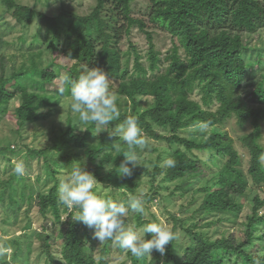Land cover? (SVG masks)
<instances>
[{
  "label": "trees",
  "instance_id": "obj_1",
  "mask_svg": "<svg viewBox=\"0 0 264 264\" xmlns=\"http://www.w3.org/2000/svg\"><path fill=\"white\" fill-rule=\"evenodd\" d=\"M129 1L97 0L96 7L89 15L63 14L72 21L83 24L81 31L68 42L64 50V54L73 60V64L66 68V74L75 78L79 75L81 67L88 65L100 68L117 81L116 97L124 102L129 101L131 108L129 113H120L119 119L107 127L112 130L127 117L135 116L143 134L154 140L173 144L175 148L170 159L174 161V165L168 164L165 168L166 180L181 179L185 184L198 176L200 163L190 154L194 150H209L221 159V165L213 175L212 184L199 188L203 196L198 209L204 213H228L238 209V203L230 202L229 195L241 196L247 188L245 177L238 168L240 156L233 146L232 138L225 133H210L202 142H194L180 136L179 131L195 129L200 132L201 124L213 127L230 117H234L239 126L250 123L252 129L243 138L250 153L247 172L252 183L259 188V193L252 198V211L244 224L243 239L239 240L230 234L211 240L192 229L183 228L190 236V244L183 248L180 256L173 240L166 246L163 255L153 250L150 259L147 256L138 259L129 252L130 263L225 264L226 257L242 256L246 264H264L262 259L252 261L246 252V247L253 239L255 227L264 225V196L260 194L264 193V165L261 161L264 157V147L257 142L264 123V83L258 82L252 91L256 105L246 103L239 94L248 69L253 63L246 59L248 47L243 35L253 34L264 28V0H146L149 19L158 23L159 28L169 34L172 41L163 71H159L160 60L154 50L152 34L146 28L143 18L130 14ZM3 2L20 24L39 18L53 23L55 36L58 34L54 18L44 16L13 0ZM107 3L110 4V15L105 18L101 12ZM117 19L122 21L120 25H117ZM132 26L145 34L149 48L146 64H143L141 56L135 53L130 70L128 60L125 64L122 62L118 42L120 36L127 33ZM55 36L48 42L46 49L27 52L24 62L10 74L5 73V63L0 55V112H4L8 103L16 98L18 104L14 109V116L22 125L47 118L52 110L49 108L45 113H41V106L51 107V99L62 97L58 92L55 96H50L49 93L29 88L30 74H39L44 82H51L59 75V66H56L54 61L44 65L42 60L47 49H54ZM256 61L260 63V59ZM195 90L198 91V99L192 98ZM63 96L70 97L67 92ZM139 96L152 98V105L143 112L136 111L135 99ZM154 126L166 128L169 133L161 134ZM92 128L94 125H91ZM91 129L89 127L80 134L76 132L73 124H69L60 135L59 146L69 145L80 149L93 165L94 175L101 183L122 189L131 196L137 195L139 172L133 168L130 176L118 174L119 165L124 160L123 153L128 150L127 145H119L120 150L117 152L112 147L113 140L119 139L117 136L113 137L109 133L90 140ZM0 154H4L5 160L10 162V157L2 149ZM28 154L36 157L42 152L32 149ZM45 165L51 173H55L47 160ZM16 177L11 173L0 181L1 201L11 204L16 200ZM18 178L24 181V176ZM182 186L181 184L178 187ZM57 193L58 182H54L46 192H38L35 197L32 193L26 195L23 192L21 199L36 205L44 224L60 223L67 208L58 202ZM148 198L149 196H146V199ZM133 217L138 226L150 222L143 220L142 215L138 213H134ZM171 219L177 222V218L171 216ZM42 228L44 229V226ZM172 229L175 232L176 226ZM87 230L83 223L73 220L72 217L59 229L57 233L60 239L61 264H107L106 256L111 241L105 242L98 258H95L88 247L92 244ZM35 235L40 241V246L48 251L49 236L44 234V231L36 232ZM146 237L150 238V234H146ZM19 243V240L13 241L16 247L11 258H6L0 247V264H16L15 255Z\"/></svg>",
  "mask_w": 264,
  "mask_h": 264
},
{
  "label": "rangeland",
  "instance_id": "obj_2",
  "mask_svg": "<svg viewBox=\"0 0 264 264\" xmlns=\"http://www.w3.org/2000/svg\"><path fill=\"white\" fill-rule=\"evenodd\" d=\"M15 3L27 6L30 9L44 16L54 18L58 26V34L55 36V26L51 22H46L39 18H33L29 23L20 24L12 16V11L7 9L3 0H0V55H2L5 73L10 74L17 69L23 62L24 56L29 51L46 49L48 42L53 40L54 49H47L43 54V64H51V60L59 66V75L51 82L41 80L39 74H30L29 88L34 91L46 92L50 96H55L57 86L61 77L66 74V68L73 64L65 54L67 44L73 40L83 24L72 21L64 13H71L77 16L89 15L96 7L97 0H13ZM106 4L101 14L108 18L110 12ZM130 14L135 17L143 18L146 28L152 34L154 50L157 52L160 60L159 71H163L167 62L166 55L172 47V41L169 34L159 28L158 23L149 19V6L146 0H130ZM122 23L117 19V25ZM244 42L247 44L246 59L251 61L246 80L239 91L245 102L256 105L257 102L252 96V91L258 84L264 83V28L258 29L253 34H244ZM118 48L122 55V62L128 60V67L132 70V63L135 53L141 56V61L146 64V55L149 48L145 34L137 27H130L127 33L120 36ZM52 50V51H51ZM183 55V50L180 51ZM260 59V63H257ZM54 67V66H53ZM117 81L110 79V90L116 95L115 89ZM192 98L198 99V91L192 93ZM70 97L62 96L51 99L52 105L41 106L39 111L45 113L51 109L49 116L35 123L22 125L14 116V109L18 100L13 98L7 105L4 112H0V149L10 157V162L5 160V155L0 154V181L6 179L11 173L17 161L23 160L26 166L24 181L18 180L15 184L14 203L9 204L7 201L0 200V247L2 254L6 258H11L15 251L14 240H19V248L16 253V264H61L60 263V239L58 231L63 228L65 223L70 219L75 211L69 214L67 209L62 214L60 223L47 222L38 213L36 205L30 204L28 200H22V193L26 195L32 193V196L38 192H46L54 182H58V188L61 179L70 170L71 164L83 163L86 161V167L95 174V169L87 160L80 149L65 145L60 147V135L69 124L75 126L74 117L70 111ZM136 111L143 112L152 105L151 97H136ZM117 104L120 113H129L131 103L117 98ZM76 132L82 134L85 130H80L78 126ZM80 127H90L91 125L81 124ZM161 134L167 135L168 129L154 126ZM252 126L246 123L239 126L234 117L226 119L222 124L207 127L204 131L195 129H183L179 135L194 142H202L210 133L227 134L233 140V146L240 156L238 168L245 177L247 188L243 195H229L230 202L238 203L239 207L234 212L228 213H204L198 209L202 200V192L199 188L203 185L212 184L213 175L221 165V159L209 150H194L190 154L200 163L199 174L197 177L186 181L184 184L181 179L168 181L164 178V170L168 166L167 161L175 148L173 144L165 141L154 140L144 134L147 143L143 148L137 147L135 151L142 163L134 169L139 172L140 183L136 189V194H143L145 213L142 215L143 220L150 222H163L173 227L176 226L175 239L176 251L180 256L183 248L190 244V236L187 235L183 228L194 230L204 237L214 240L222 236L233 234L237 239H243L245 233L246 218L251 214L252 198L259 193V188L255 186L247 172L250 153L245 145L243 138L251 131ZM109 130V131H108ZM102 131L98 136L95 135L94 128L89 135L90 140L104 137L109 132L108 129ZM93 131V133H92ZM94 134V135H93ZM114 141V144L126 145L120 136ZM257 142L264 147V123L261 127V136ZM38 150L42 154L33 157L28 154L29 150ZM190 155V156H191ZM51 164L55 173H51L45 162ZM264 165V157L261 158ZM98 180V179H97ZM99 181V180H98ZM100 194L105 198L111 197L126 202L131 196L122 189H115L112 186L101 183ZM183 185L182 187H178ZM261 196L264 193L260 192ZM145 196V197H144ZM146 196H149L146 199ZM63 206L61 207V209ZM135 212H129L126 224H135ZM76 214V213H75ZM171 216L177 218L175 223ZM84 225V224H83ZM44 226V229L42 228ZM91 238V254L98 258L99 251L105 245L106 241L100 242L94 237V229L85 226ZM44 231L49 236L50 249L40 246V241L35 233ZM109 253L106 256L107 264H131L129 250L118 248L112 241L108 245ZM247 254L252 261L264 260V225L257 226L254 229L253 239L246 247ZM153 255L147 256L150 259ZM225 264H246L242 256L226 257Z\"/></svg>",
  "mask_w": 264,
  "mask_h": 264
},
{
  "label": "clouds",
  "instance_id": "obj_3",
  "mask_svg": "<svg viewBox=\"0 0 264 264\" xmlns=\"http://www.w3.org/2000/svg\"><path fill=\"white\" fill-rule=\"evenodd\" d=\"M110 79L105 71L88 65H83L75 78L67 74L61 77L56 91L61 96L66 92L70 95V111L75 126L80 130L89 129H82L81 124L94 125L95 135L98 136L119 119L120 110L117 97L110 90ZM206 128V124L200 125L201 131ZM110 135L120 136L127 145L128 150L123 153L124 160L119 165L118 174L130 176L133 168L142 165L135 149L143 148L147 143L138 118L127 117L122 124L115 126ZM112 147L119 152V145L113 144ZM167 163L174 165L171 159ZM85 165L86 161L71 164L58 188V202L69 210V214L75 211L74 216L71 214L73 220L94 229V237L98 241H112L115 246L129 250L138 259L151 256L153 250L163 255L166 246L177 238L172 227L163 222H149L141 228L126 224L130 211L141 215L145 213L143 194L130 196L126 202L105 198L100 194L101 182ZM13 171L17 177H23L26 172L24 161H17ZM146 234H150V238Z\"/></svg>",
  "mask_w": 264,
  "mask_h": 264
}]
</instances>
